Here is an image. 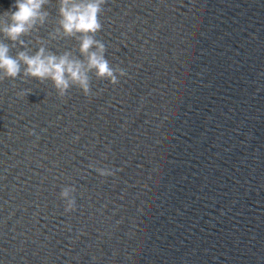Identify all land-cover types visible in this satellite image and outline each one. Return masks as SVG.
I'll use <instances>...</instances> for the list:
<instances>
[{
  "label": "water",
  "instance_id": "water-1",
  "mask_svg": "<svg viewBox=\"0 0 264 264\" xmlns=\"http://www.w3.org/2000/svg\"><path fill=\"white\" fill-rule=\"evenodd\" d=\"M45 7L24 47L0 42L85 59ZM99 19L116 85L93 71L61 98L0 73V264H264V0H106Z\"/></svg>",
  "mask_w": 264,
  "mask_h": 264
},
{
  "label": "clouds",
  "instance_id": "clouds-1",
  "mask_svg": "<svg viewBox=\"0 0 264 264\" xmlns=\"http://www.w3.org/2000/svg\"><path fill=\"white\" fill-rule=\"evenodd\" d=\"M106 0H57V28L62 38H74L79 43V53L85 59L72 58L65 51L55 54L41 46L30 55L27 51H19L11 55L8 43L0 42V73L3 78L15 79L20 75L21 64L25 65L24 75L39 81L50 80L58 95L63 98L68 90L75 86L83 95L90 94L89 73L95 72L99 80H107L116 85L118 75L126 73L122 69L113 68L105 58V45L95 38L102 28L100 14ZM50 0H15L9 9L0 15V35L12 45L24 47L23 37L29 36L33 30L43 26L50 15L46 5ZM16 10L13 11L12 9ZM118 74V75H117ZM101 175H109L104 169H96ZM72 187H64L60 197L66 201L65 211H72L75 199L71 196Z\"/></svg>",
  "mask_w": 264,
  "mask_h": 264
}]
</instances>
